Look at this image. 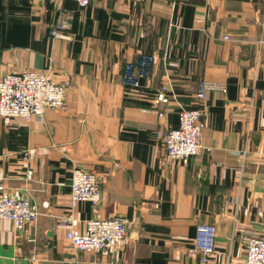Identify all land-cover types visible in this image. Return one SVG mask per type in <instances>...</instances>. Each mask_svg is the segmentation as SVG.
Returning <instances> with one entry per match:
<instances>
[{
  "label": "crops",
  "instance_id": "0c3cea01",
  "mask_svg": "<svg viewBox=\"0 0 264 264\" xmlns=\"http://www.w3.org/2000/svg\"><path fill=\"white\" fill-rule=\"evenodd\" d=\"M59 18L70 39L52 36ZM140 52L156 64L131 87L124 66ZM0 64L1 74L50 70L69 83L63 109L0 116L4 185L40 210L19 232L0 220V264H202L188 255L201 223L217 227L207 264H240L264 220V0H0ZM169 78L159 117L153 100ZM181 107L204 110L203 147L187 166L158 135L179 125ZM76 168L102 179L99 204L76 207L80 229L96 217L129 221L113 256L66 238Z\"/></svg>",
  "mask_w": 264,
  "mask_h": 264
},
{
  "label": "built area",
  "instance_id": "2783aa9c",
  "mask_svg": "<svg viewBox=\"0 0 264 264\" xmlns=\"http://www.w3.org/2000/svg\"><path fill=\"white\" fill-rule=\"evenodd\" d=\"M61 1V0H59ZM85 8L93 0H74ZM68 22L59 18L51 34L54 37L70 39L65 32ZM226 38H229L227 36ZM157 56L155 53L140 52L124 66L122 81L131 87H137L141 78H150L154 71ZM1 66V64H0ZM69 83L57 81L50 70L23 69L0 73V116L4 118H21L30 121L32 118L42 119L48 109H59L67 106ZM175 85L171 79L164 81L158 88L153 100L159 117H165L167 106L173 98ZM197 97H206L204 88H199ZM204 110L202 107L179 110V125L159 131L158 135L170 158L183 165L200 152L202 145V129L200 120ZM28 150L26 153H29ZM242 172L246 168V155L243 153ZM28 169V178L33 176ZM5 174L0 169V220L11 221L17 232L24 230L30 222H35L39 211L30 198L17 197L4 185ZM71 179V206L65 216L66 238L73 247L88 253H104L113 256L128 235L129 221L123 216L110 218H91L84 221L80 229L81 219L76 216V207L84 201L99 204L102 200V182L97 173L84 168L73 170ZM252 181V180H251ZM49 206L48 202L44 204ZM236 215V213H234ZM217 227L212 223H201L197 226V234L193 245L188 250L189 256L200 255V262L207 264L216 251ZM240 264H264V220L260 229L247 239L246 252Z\"/></svg>",
  "mask_w": 264,
  "mask_h": 264
}]
</instances>
